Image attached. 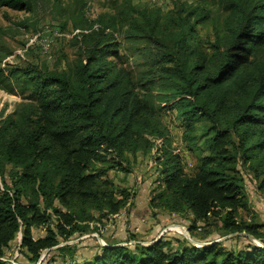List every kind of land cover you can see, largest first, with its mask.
I'll return each instance as SVG.
<instances>
[{
  "label": "trees",
  "instance_id": "16d2710c",
  "mask_svg": "<svg viewBox=\"0 0 264 264\" xmlns=\"http://www.w3.org/2000/svg\"><path fill=\"white\" fill-rule=\"evenodd\" d=\"M34 2L0 0V7L31 11ZM222 7L227 19L211 52L198 31L209 19L204 7L182 4L166 18L128 3L78 35L83 58L69 72L16 66L6 76L0 69V81L24 96L0 124V264H16L4 258L19 233L20 250L37 264L44 251L90 233L94 212L104 219L131 210L133 195L102 179L110 170L129 172L125 163L138 153H155L154 209L185 217L190 233L212 224L261 237L263 226L241 212L252 209L245 174L264 191V0H222ZM119 31L151 55L140 79L124 66ZM162 112L176 117L189 151L200 150L192 169L181 157L189 152L172 148ZM6 165L16 170L12 185ZM34 227L47 235L35 239ZM204 244L167 237L133 248L107 244L71 264H264V247Z\"/></svg>",
  "mask_w": 264,
  "mask_h": 264
},
{
  "label": "rangeland",
  "instance_id": "374dc122",
  "mask_svg": "<svg viewBox=\"0 0 264 264\" xmlns=\"http://www.w3.org/2000/svg\"><path fill=\"white\" fill-rule=\"evenodd\" d=\"M128 3L139 9H156L166 18L176 16L177 8L182 4L193 8L204 7L209 12V19L199 25L198 31L203 45L210 52L217 39V30L224 26L227 19L222 0H35L31 11L0 7V69L4 70L6 76L16 66L24 71L37 67L44 71L69 72L83 58L85 44L80 38L77 39L78 35L90 34L100 17L110 20ZM116 36L121 44L124 66L134 72L136 79H140L148 68L151 55L144 52L145 46L142 43L130 45L125 40L124 32L119 31ZM11 89H14V93L9 91ZM23 97L15 83L0 81V124L14 116L24 102ZM161 118L169 128L172 148L179 153L189 152L181 154L183 161L196 165L200 150L189 151L183 140L184 130L180 128L176 117L162 112ZM199 147L207 152L203 139L199 141ZM154 155L155 153H138L135 157H129V162L125 163L129 172L110 170L102 179L103 182L108 180L112 183L113 191L125 190L133 195L131 210H123L118 215H110L104 219L94 212L97 221L93 222L90 233L75 235L70 241L44 251L37 264L81 262L107 244L133 248L137 242L150 245L163 237L172 241L187 240L185 232L189 224L185 217L171 215L152 207L151 199L159 187L158 166ZM15 173L16 170L11 165L5 166L4 177L8 185H12ZM245 176L252 209L249 215L241 212V219L262 225L261 237L255 238L246 233L228 234L211 224L201 233H190L188 230L194 242L220 243L228 250L241 249L250 244L264 247V191L258 190V185L250 174H245L244 179ZM26 192L27 195L31 193ZM56 205L66 211L59 202ZM32 231L35 239L47 235L42 227H34ZM22 238V233H19L11 247L6 250L4 260L16 264H34L29 261L27 253L20 250Z\"/></svg>",
  "mask_w": 264,
  "mask_h": 264
},
{
  "label": "built area",
  "instance_id": "2783aa9c",
  "mask_svg": "<svg viewBox=\"0 0 264 264\" xmlns=\"http://www.w3.org/2000/svg\"><path fill=\"white\" fill-rule=\"evenodd\" d=\"M159 0H154V2H158ZM161 1V0H160ZM156 144H157V146L158 147H161L162 146V141H160V140H158V141H156ZM187 164V168L188 169H191V168H193V164L191 165V164H189L188 162L186 163ZM199 232H201L202 231V227L200 226V228H199V230H198Z\"/></svg>",
  "mask_w": 264,
  "mask_h": 264
},
{
  "label": "water",
  "instance_id": "95a60500",
  "mask_svg": "<svg viewBox=\"0 0 264 264\" xmlns=\"http://www.w3.org/2000/svg\"><path fill=\"white\" fill-rule=\"evenodd\" d=\"M184 232H185V231H184ZM188 233H189V232H188V230H187V232H185V237H186V239L189 240L193 245L198 246V247H203V246L207 245V244H197L196 242H194V241L190 238V236H189ZM250 238H251V237H250ZM251 239H252V238H251ZM259 247H261V246H259Z\"/></svg>",
  "mask_w": 264,
  "mask_h": 264
}]
</instances>
